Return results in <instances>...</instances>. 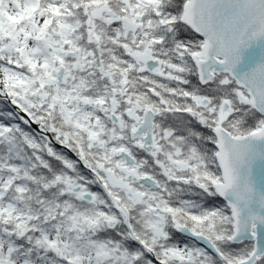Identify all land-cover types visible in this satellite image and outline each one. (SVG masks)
<instances>
[{
    "label": "snow or ice",
    "instance_id": "snow-or-ice-1",
    "mask_svg": "<svg viewBox=\"0 0 264 264\" xmlns=\"http://www.w3.org/2000/svg\"><path fill=\"white\" fill-rule=\"evenodd\" d=\"M0 264H264V0H0Z\"/></svg>",
    "mask_w": 264,
    "mask_h": 264
}]
</instances>
